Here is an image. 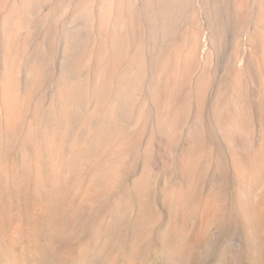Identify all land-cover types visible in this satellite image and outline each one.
Listing matches in <instances>:
<instances>
[{"label":"rangeland","instance_id":"rangeland-1","mask_svg":"<svg viewBox=\"0 0 264 264\" xmlns=\"http://www.w3.org/2000/svg\"><path fill=\"white\" fill-rule=\"evenodd\" d=\"M119 56L127 153L55 185L30 121L85 137ZM0 125V264H264V0H0Z\"/></svg>","mask_w":264,"mask_h":264},{"label":"bare ground","instance_id":"bare-ground-1","mask_svg":"<svg viewBox=\"0 0 264 264\" xmlns=\"http://www.w3.org/2000/svg\"><path fill=\"white\" fill-rule=\"evenodd\" d=\"M120 2V1H119ZM128 3V2H127ZM121 4V3H120ZM215 6V5H214ZM239 8V7H238ZM217 10V9H215ZM235 10V9H234ZM117 11V10H116ZM238 13V12H237ZM148 16V15H147ZM216 16V15H215ZM134 20V19H133ZM141 20V19H140ZM131 21V20H130ZM129 21V22H130ZM136 21V20H135ZM138 22V19L136 21V23ZM137 26H140V25H137ZM166 27V26H165ZM126 28V27H125ZM137 28V27H136ZM128 29V28H127ZM140 29V28H138ZM133 31H136V29H132ZM215 30V29H214ZM139 31V30H138ZM208 34V33H207ZM205 34V35H207ZM210 35V34H209ZM106 36V35H105ZM116 34L115 33H112L110 35H108V39H109V43H110V47H111V50L112 52L117 56V49L116 48V45H115V42H116ZM103 37V36H102ZM207 38V37H206ZM106 39V37H105ZM104 39V40H105ZM128 39V38H127ZM50 39H48V42H49ZM126 40V39H125ZM44 41V39L42 40V42ZM106 41V40H105ZM129 41V40H128ZM130 42V41H129ZM141 42V41H140ZM45 43V41H44ZM43 43V44H44ZM51 43V41L49 42ZM132 43H136V40H134ZM47 44V43H45ZM105 44V42L103 43ZM107 44V43H106ZM105 44V46H106ZM51 45V44H50ZM134 45V44H133ZM139 45V44H138ZM45 46V45H44ZM47 46V45H46ZM42 47V46H41ZM48 47L50 48V46L48 45ZM45 49V48H44ZM41 50V49H39ZM117 50V51H116ZM116 52V53H115ZM49 53V52H48ZM128 54V52H127ZM114 57V55H113ZM120 58V56H119ZM106 59V58H105ZM115 61V60H114ZM117 61V60H116ZM109 63V62H108ZM118 63V68H117V73H116V78L114 80H109L107 79V82L105 83L104 87L102 89H100V92L97 93L95 96L97 97L98 96V105L97 107L92 110V111H89L87 113H84V115L82 116H79V118L76 120L77 121V124H81V126L84 124L85 126H89L90 130L89 132L86 133V136L84 137L82 135V130L81 128L79 129H76V130H73V111H72V108L71 107H67L69 106L67 104V102L65 103L64 107L60 108V111H57L55 114L54 113H49L48 117L46 118L47 119V123L40 126L41 125V122L39 121V119L37 118H32L33 121H30L31 123L33 122L34 124L33 125H36V127L38 126V129L40 127V130L37 132L36 131V128H35V133L37 134H40L38 135L39 137L35 136V134L32 133V131H28L30 132V134L37 138H35L37 140V142H35L36 146L33 147V153L37 155H35L36 158L32 157V159H34V164L38 165L39 166V170L42 169L41 167V164H38L41 160V157L43 156L44 158H46V163L48 164L49 168H50V180H52V182L56 185H58V183H63V184H70L72 186V189L75 188L73 186H76L78 185V183L75 181L72 180V177H78V176H82L84 178V176H87V175H90V173H95L98 171V169L102 166H100L103 162L104 163H107L108 160L107 158H113V160L115 158L118 159V156L119 154H122V153H127V152H124V151H127L128 147L125 148V146L120 143V136H122L123 132H122V129L119 125V122H118V119H117V104L114 102V96L116 94V91L120 92V90L122 89L123 90V85H124V81H123V66L121 67V64H122V59H118V61L116 62ZM109 65V64H108ZM105 70V69H104ZM131 70V69H130ZM136 70V69H135ZM41 71V70H40ZM108 71V69H107ZM112 71V70H111ZM110 71V72H111ZM113 72V71H112ZM39 75L41 73H43L42 71L41 72H38ZM107 73V72H105ZM110 76L111 73H109ZM113 75H115L113 73ZM36 76V75H35ZM37 78V77H36ZM100 80V79H99ZM104 80V79H103ZM102 80V81H103ZM109 80V81H108ZM127 81V80H126ZM17 83V82H16ZM5 84V83H4ZM3 84V86H4ZM70 85V83H69ZM72 87V86H71ZM64 90H66L65 93H69L70 92L72 93V90H74L75 92V89H70L69 86H63L62 87ZM61 88V89H62ZM73 88V87H72ZM96 88V87H95ZM5 89V87H4ZM10 89V88H9ZM3 90V89H2ZM7 90V89H5ZM60 90V89H59ZM121 90V91H122ZM62 91V90H61ZM79 91V90H78ZM83 91V90H82ZM81 91V92H82ZM12 92V91H11ZM80 92V91H79ZM86 92V91H85ZM84 92V93H85ZM94 92V91H93ZM28 93V92H27ZM60 93V92H59ZM13 94V92H12ZM63 94V92H62ZM68 94V95H69ZM76 94V93H75ZM74 94V95H75ZM72 94H70L69 96H71ZM82 95V94H81ZM10 95H8L9 97ZM12 96V95H11ZM26 96L28 95H25V103L27 105H30L28 103L30 102H26L27 98ZM64 96V94L62 95V97ZM67 96V95H65ZM68 96V97H69ZM88 96V94H87ZM94 96V94H93ZM123 96V95H122ZM29 97V96H28ZM96 97H93L96 99ZM6 98V97H5ZM10 98V97H9ZM8 98V99H9ZM12 98V97H11ZM73 98V96H72ZM91 98V97H90ZM116 98V97H115ZM125 98V97H123ZM122 98V100H123ZM4 99V97H3ZM29 99V98H28ZM59 99V98H58ZM76 99V98H75ZM88 99V98H87ZM117 99V98H116ZM127 99V98H126ZM68 100V99H67ZM71 100V99H70ZM24 101V99H23ZM69 101V100H68ZM91 101V99H90ZM133 101V100H132ZM6 102L9 103V100ZM73 103V101H71ZM121 102V101H120ZM21 102H19V105H20ZM58 101H57V105H58ZM63 103V104H64ZM134 103V102H133ZM7 105V103H5ZM4 104V105H5ZM10 104V103H9ZM26 104H22L24 107ZM62 104V106H63ZM71 104V103H70ZM120 104V103H119ZM26 105V106H27ZM32 105V104H31ZM30 105V106H31ZM96 105V104H95ZM121 105V104H120ZM261 105V104H260ZM38 107V105H36ZM35 106V107H36ZM43 106V105H42ZM262 106V105H261ZM7 107V106H6ZM23 107V108H24ZM29 107V106H28ZM34 107V106H33ZM36 107V108H37ZM58 107V106H57ZM95 107V106H94ZM121 107V106H120ZM13 108V107H12ZM20 107L18 106V109ZM22 108H20L21 110ZM27 109V108H26ZM29 109V108H28ZM27 109V110H28ZM52 109V108H51ZM57 109V108H56ZM120 109V108H119ZM24 109H22L21 112H23ZM33 110V109H32ZM74 110V109H73ZM5 111V110H4ZM8 111V110H7ZM14 111V110H13ZM30 111V110H28ZM38 111V110H37ZM25 112V110H24ZM36 112V110L34 111ZM33 112V113H34ZM43 112V111H42ZM29 113V112H28ZM27 113V115H28ZM39 113V112H38ZM8 114V113H7ZM6 114V115H7ZM13 114V113H12ZM22 115V113H20ZM30 114H32L30 112ZM37 114V113H35ZM34 114V115H35ZM139 114V113H138ZM10 115V113L8 114ZM32 115V116H34ZM24 116V114H23ZM22 116V117H23ZM31 116V117H32ZM44 116V115H43ZM26 116H24L23 118H25ZM30 117V116H29ZM29 117L27 119H29ZM3 118V117H2ZM21 118V116H20ZM44 118V117H43ZM22 119V118H21ZM26 119V120H27ZM120 119V118H119ZM140 119V117H139ZM7 120H11V118H7ZM6 120V121H7ZM23 120V119H22ZM20 120V121H22ZM25 120V119H24ZM15 121V119H14ZM14 121L12 122L9 121V122H12L14 123ZM19 121V120H18ZM19 121V122H20ZM7 122V123H9ZM17 122V123H19ZM26 122V121H25ZM43 122V121H42ZM16 123V124H17ZM27 123V122H26ZM25 123V124H26ZM15 124V126H16ZM87 124V125H86ZM139 124V123H138ZM9 125L11 126L12 124L9 123ZM9 125H8V128H9ZM19 125H21V123H19ZM24 125V124H23ZM30 125V124H28ZM32 125V124H31ZM31 125L29 126V128L31 127ZM1 126V125H0ZM13 126V125H12ZM15 126H13L12 128H14ZM18 126V125H17ZM18 127H21V126H18ZM17 127V128H18ZM26 127V126H25ZM33 127V126H32ZM35 127V126H34ZM130 127V126H129ZM12 128H11V131H8L10 133H12ZM16 128V127H15ZM27 128V129H29ZM135 128V127H134ZM10 129V128H9ZM5 130V129H4ZM8 130V129H7ZM14 130V129H13ZM128 130V129H127ZM22 131V130H21ZM25 131V129H24ZM27 131V130H26ZM25 131V132H26ZM20 133V132H19ZM22 133V132H21ZM126 133V132H125ZM131 133V132H130ZM23 134V133H22ZM20 134V137L21 135ZM25 134H28L27 132ZM24 134V135H25ZM13 135H18L17 134H12L11 138H15L13 137ZM27 136V135H25ZM29 136V135H28ZM27 136V137H28ZM33 136V138H34ZM18 137V136H17ZM25 137V138H27ZM31 137V136H30ZM5 138V137H4ZM24 138V139H25ZM33 138H29V144L30 143H33ZM22 139V140H24ZM34 139V140H35ZM125 139V138H123ZM131 139V138H130ZM140 139V138H138ZM10 140V138H9ZM8 140V141H9ZM14 140V139H13ZM20 140V139H18ZM35 140V141H36ZM122 140V139H121ZM135 139H132V141H134ZM12 141V140H11ZM27 141V142H28ZM136 141V140H135ZM26 142V143H27ZM137 142V141H136ZM12 143V142H11ZM14 143V142H13ZM64 143H67V144H70L71 146V149H70V153L67 155L65 154V150H64ZM133 143V142H132ZM131 143V144H132ZM135 143V142H134ZM21 144V143H20ZM34 144V145H35ZM22 146V144H21ZM29 145H27V148H28ZM32 146V145H31ZM132 146V145H131ZM134 148V145L132 146ZM23 148V147H22ZM132 149V148H130ZM133 150V149H132ZM29 151V150H28ZM29 153V152H28ZM32 153V152H31ZM30 153V154H31ZM117 154V155H116ZM29 155V154H28ZM125 155V154H123ZM122 155V156H123ZM34 156V155H33ZM121 156V155H120ZM126 157V156H125ZM110 160V159H109ZM121 160V159H120ZM119 160V161H120ZM122 160H123V157H122ZM111 161V160H110ZM109 161V162H110ZM116 161V160H115ZM118 161V160H117ZM116 161V162H117ZM28 162V161H27ZM33 162V160H32ZM115 163V162H113ZM33 164V165H34ZM118 164V162H117ZM122 164V162H121ZM125 164V163H124ZM27 165H29V163H27ZM32 165V166H33ZM30 166V167H32ZM22 167V166H21ZM108 167V165H107ZM122 167V166H121ZM33 168V167H32ZM38 168V167H36ZM109 168V167H108ZM112 168V167H111ZM117 168V166H116ZM115 169V168H114ZM113 169V171H114ZM22 170V169H21ZM25 170V169H23ZM33 170V169H32ZM117 170V169H116ZM62 172V171H66L67 173H69L67 179H64L62 177V175L59 174V172ZM95 171V172H94ZM112 171V170H111ZM77 172V173H76ZM24 173V172H23ZM42 174V173H41ZM40 174V175H41ZM100 174V173H99ZM98 175V173H97ZM106 176V175H105ZM46 177V176H45ZM100 177V176H99ZM108 177V176H107ZM26 178V177H25ZM42 178H44V176H42ZM40 178V180L42 179ZM93 179V178H92ZM103 179V178H102ZM95 180V179H93ZM100 180V179H99ZM104 181V180H103ZM23 182V181H22ZM25 182V181H24ZM65 182V183H64ZM95 182V181H93ZM96 184V183H95ZM88 185V184H87ZM68 187V186H67ZM69 189V188H68ZM149 189V188H148ZM75 191V190H74ZM139 191V190H138ZM147 192V193H146ZM140 193V191H139ZM141 193H146L145 196H150V193L147 191V190H142ZM142 194V196L144 195ZM138 196V195H137ZM69 197V196H68ZM140 199H142V197L140 196ZM141 201V200H140ZM251 244V243H250ZM254 244V243H253ZM252 244V245H253ZM255 245V244H254ZM249 251V250H248Z\"/></svg>","mask_w":264,"mask_h":264}]
</instances>
